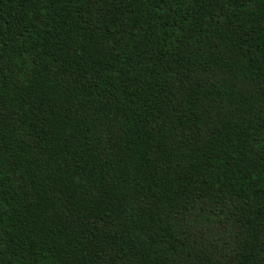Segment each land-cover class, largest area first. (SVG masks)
<instances>
[{"label":"trees","instance_id":"trees-1","mask_svg":"<svg viewBox=\"0 0 264 264\" xmlns=\"http://www.w3.org/2000/svg\"><path fill=\"white\" fill-rule=\"evenodd\" d=\"M0 264H264V0H0Z\"/></svg>","mask_w":264,"mask_h":264}]
</instances>
